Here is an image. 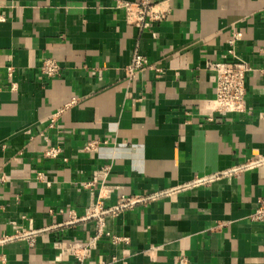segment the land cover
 I'll return each mask as SVG.
<instances>
[{"label": "crops", "instance_id": "obj_1", "mask_svg": "<svg viewBox=\"0 0 264 264\" xmlns=\"http://www.w3.org/2000/svg\"><path fill=\"white\" fill-rule=\"evenodd\" d=\"M118 1L140 0H0V264H79L62 249L86 242L93 219L61 222L85 213L99 185L81 182L104 164L120 186L109 205L207 180L125 207L108 230L128 242L105 236L88 260L180 264L188 252V264H264V224L253 219L264 162L231 172L264 156V0H169L168 17L141 33ZM234 29L251 68L245 114L208 103V62ZM137 45L161 76L128 77ZM46 57L59 75L41 72Z\"/></svg>", "mask_w": 264, "mask_h": 264}, {"label": "built area", "instance_id": "obj_2", "mask_svg": "<svg viewBox=\"0 0 264 264\" xmlns=\"http://www.w3.org/2000/svg\"><path fill=\"white\" fill-rule=\"evenodd\" d=\"M118 6L122 7L126 13V20L130 24L136 26L140 33L147 28H151L157 21L165 20L171 12V3L169 0H140L133 1H118ZM244 37V33L240 29H234L228 39L226 53L220 60L208 62V67L215 72L216 75V98L209 100V107L213 111L234 112L245 114L248 112L247 105V86L246 78L251 68L240 54V42ZM152 68L157 75H162V68L158 67L155 63L149 61L148 56L143 54L140 47L137 45L134 48L133 55L130 62L126 66V72L129 78H133L137 73L146 69ZM14 71V66L8 68ZM42 73L48 76H57L61 73V66L58 61L53 57H46L40 65ZM14 87V86H13ZM63 111V110H62ZM56 112L48 116L49 127L53 128L57 124L59 114ZM96 142H91L86 146V149H93L96 147ZM59 153L58 147H53L47 154L55 156ZM264 162V156L259 157L257 160L236 166L231 172L237 171L246 165H255ZM112 164H104L100 166L93 178L88 181H83L81 184L85 187H93L99 185V189L95 190L90 198L89 207L85 213L78 217L73 212H70L69 218L61 223L73 222L78 219H93L95 224V231L86 242L76 241L72 245L62 249V254H66L80 260L79 264H100L98 261H90L88 258L93 254L97 248L98 242L105 236H111L114 242H128V237L113 234L108 230L110 218L122 220L124 218V208L133 206L138 202H147L156 200L160 197L167 196L181 188H188L189 186H197L207 179L193 181L185 185L176 186L169 189L157 190L153 192H146L138 194L136 197L123 194L117 204L109 205L106 200L111 197L119 185L111 184L108 182ZM42 176V173H40ZM73 185H78L79 182L74 180ZM253 219L261 221L264 224V196L258 200L257 207L253 213ZM180 264H188L189 253L185 252L178 260Z\"/></svg>", "mask_w": 264, "mask_h": 264}]
</instances>
